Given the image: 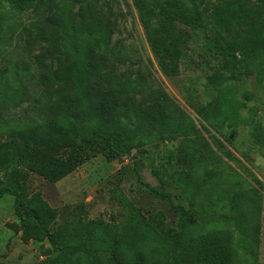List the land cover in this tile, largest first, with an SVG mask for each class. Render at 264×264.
<instances>
[{"label": "trees", "instance_id": "obj_1", "mask_svg": "<svg viewBox=\"0 0 264 264\" xmlns=\"http://www.w3.org/2000/svg\"><path fill=\"white\" fill-rule=\"evenodd\" d=\"M0 1L21 12L36 10L40 3ZM60 14L50 19L54 34L58 33L59 22L62 27L57 66L53 69L41 61L45 71L38 79L45 92L54 89L56 111L41 123L13 128L6 140H1L4 135L0 133V163L10 168L7 182L0 186V199L11 196L14 200L10 230L20 234L23 243L48 241L51 251H46L40 264H250L260 241L258 195L244 190L238 179H224L225 171L216 167L221 159L211 162L204 152L206 144L200 145L201 130L165 92L152 102L137 99L136 86L108 71L104 54L111 51L114 33L111 21L93 14L88 6H83L76 20L69 9L61 10ZM161 14L166 23L149 33L158 53L175 52L179 42L186 41V37L174 35V22L178 19L193 31L203 33L207 53H216L227 58L232 66L238 65L231 79L254 74L261 79L264 0H170L161 7ZM168 41L169 45L172 43L171 49L165 45ZM247 63L253 66L245 68ZM219 80L225 79L220 75L210 78L217 85L216 97L198 110L204 122L202 129L219 134L227 129L235 136L239 126L247 125L251 141L264 149V126L253 121L254 110L249 109L250 118L242 119L240 114L252 94L244 92L245 101H239L230 86ZM80 127L86 131L78 140L74 134ZM168 139H179L188 157L186 168L168 173V179L182 188H192L206 176L209 189L208 195L205 194L217 206L210 212L200 211L199 224L194 210L179 207L184 213L177 233L184 243L179 251L157 233L163 228L158 217L153 221L150 217L145 219L141 210L119 193L112 197L124 206L120 222L109 225L102 219L84 222L73 214L78 219L74 217L60 224V211L50 206L40 191H29L26 184L30 173L48 182H58L97 151L105 152L110 161L153 140ZM172 158L175 157L168 156L169 160ZM152 170L157 171L154 165ZM165 172L167 169L162 168L161 173ZM149 188L169 200L166 192ZM208 197L203 201H209ZM77 209L84 210L83 206ZM166 237L172 238L169 234Z\"/></svg>", "mask_w": 264, "mask_h": 264}, {"label": "rangeland", "instance_id": "obj_2", "mask_svg": "<svg viewBox=\"0 0 264 264\" xmlns=\"http://www.w3.org/2000/svg\"><path fill=\"white\" fill-rule=\"evenodd\" d=\"M39 1L36 10L23 12L0 1V133L4 135L1 140H6L13 128L41 123L56 111L54 89L45 92L38 82L45 71L41 61L55 69L59 57L61 22L57 24L58 33L54 34L50 19L59 17L61 10L69 9L70 16L76 20L83 6H88L93 14L114 24L111 51L104 54L109 63L108 71L117 73L123 82L136 86L137 99L152 102L165 92L201 130L203 141L200 145L206 144L204 152L211 162L221 159L216 167L225 171L224 179H238L244 190L258 195L260 241L256 257L250 264H264V149L251 141L249 126H239L235 136L227 129L223 134L212 129L206 131L202 129L204 122L198 114L202 106L214 101L217 85L210 78L220 75L225 80L219 81L230 86L239 101H245L244 92L252 94V99L245 101L246 107L240 111L242 119L250 118L249 109H253V121L264 126V74L260 80L255 74L242 75L239 80L231 79L238 65L232 66L227 58L216 53H207L203 33L193 31L178 19L174 22V35L180 34V37L187 38L186 41L179 42L175 52L158 53L149 33L166 23L161 7L170 0H145L144 3L140 0ZM252 66L247 63L245 68ZM85 131L80 127L74 136L79 140ZM181 147L179 139L153 140L110 161L105 152L97 151L58 182H48L30 173L26 184L29 191H40L50 206L60 211V224L77 216L84 222L98 219L108 225L120 222L125 213L124 206L112 197L119 193L120 197L125 196L139 208L145 219L150 217L153 221L158 217L163 228L157 233L168 241L167 245L171 241L179 251L184 244L183 239H179L182 235L177 234L184 217L179 207L194 210L198 216L197 224L200 211L206 209L210 212L217 207L214 199L205 194L208 195L209 189L206 188L209 184L205 183L206 176L198 179L192 188H182L168 179V173L184 169L188 164V157ZM169 155L175 158L169 160ZM153 165L156 172L152 170ZM162 168L168 172L162 174ZM9 173V166L0 163V186L7 182ZM148 186L158 193L166 192L169 200L157 196ZM207 197L211 202L203 201ZM13 202L11 196L0 199V264H40L51 247L47 240L23 243L20 234L10 230L8 224L14 221ZM78 206H83V212L77 209ZM166 234L172 238L168 239ZM239 251L243 254V250ZM165 252H169L166 247Z\"/></svg>", "mask_w": 264, "mask_h": 264}]
</instances>
